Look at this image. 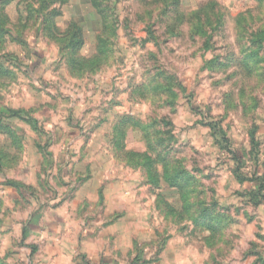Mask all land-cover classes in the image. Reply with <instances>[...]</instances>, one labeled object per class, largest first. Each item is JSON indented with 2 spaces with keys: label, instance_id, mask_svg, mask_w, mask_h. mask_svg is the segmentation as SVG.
I'll return each mask as SVG.
<instances>
[{
  "label": "rangeland",
  "instance_id": "1",
  "mask_svg": "<svg viewBox=\"0 0 264 264\" xmlns=\"http://www.w3.org/2000/svg\"><path fill=\"white\" fill-rule=\"evenodd\" d=\"M0 264H264V0H0Z\"/></svg>",
  "mask_w": 264,
  "mask_h": 264
},
{
  "label": "trees",
  "instance_id": "2",
  "mask_svg": "<svg viewBox=\"0 0 264 264\" xmlns=\"http://www.w3.org/2000/svg\"><path fill=\"white\" fill-rule=\"evenodd\" d=\"M23 231L25 232V230H23ZM24 232H23V233H24ZM25 234H26V233H24V236H25Z\"/></svg>",
  "mask_w": 264,
  "mask_h": 264
}]
</instances>
